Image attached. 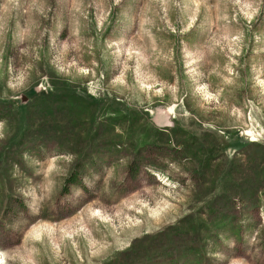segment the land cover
Here are the masks:
<instances>
[{
    "label": "rangeland",
    "instance_id": "1",
    "mask_svg": "<svg viewBox=\"0 0 264 264\" xmlns=\"http://www.w3.org/2000/svg\"><path fill=\"white\" fill-rule=\"evenodd\" d=\"M0 252L264 264V0H0Z\"/></svg>",
    "mask_w": 264,
    "mask_h": 264
},
{
    "label": "bare ground",
    "instance_id": "2",
    "mask_svg": "<svg viewBox=\"0 0 264 264\" xmlns=\"http://www.w3.org/2000/svg\"><path fill=\"white\" fill-rule=\"evenodd\" d=\"M2 258H3V255H2V253L0 252V264H3V261L4 260H2ZM4 259V258H3ZM4 263H5V261H4Z\"/></svg>",
    "mask_w": 264,
    "mask_h": 264
},
{
    "label": "trees",
    "instance_id": "3",
    "mask_svg": "<svg viewBox=\"0 0 264 264\" xmlns=\"http://www.w3.org/2000/svg\"><path fill=\"white\" fill-rule=\"evenodd\" d=\"M72 177H73V175L71 176V178H70V179H72Z\"/></svg>",
    "mask_w": 264,
    "mask_h": 264
}]
</instances>
